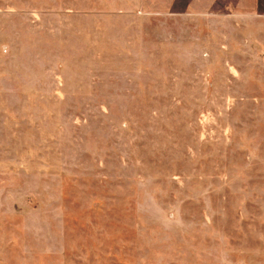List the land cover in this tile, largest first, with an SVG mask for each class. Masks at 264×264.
Listing matches in <instances>:
<instances>
[{
  "label": "rangeland",
  "instance_id": "obj_1",
  "mask_svg": "<svg viewBox=\"0 0 264 264\" xmlns=\"http://www.w3.org/2000/svg\"><path fill=\"white\" fill-rule=\"evenodd\" d=\"M236 4L0 0V264H264V15Z\"/></svg>",
  "mask_w": 264,
  "mask_h": 264
},
{
  "label": "crops",
  "instance_id": "obj_2",
  "mask_svg": "<svg viewBox=\"0 0 264 264\" xmlns=\"http://www.w3.org/2000/svg\"><path fill=\"white\" fill-rule=\"evenodd\" d=\"M236 4V10L239 12H251L252 15H250V17L254 18V19H258L257 15L261 14L262 16L264 15L263 11H264V2L262 0H257L255 3H253L252 0H250V2H247V0H237ZM253 7V8H252ZM259 9V10H256ZM256 10V11H254ZM257 13V15L255 14ZM260 17V16H259Z\"/></svg>",
  "mask_w": 264,
  "mask_h": 264
}]
</instances>
